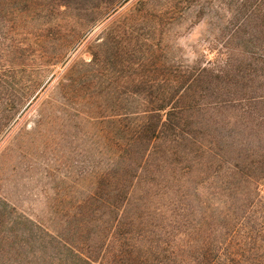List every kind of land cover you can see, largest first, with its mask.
<instances>
[{"label": "rangeland", "instance_id": "rangeland-1", "mask_svg": "<svg viewBox=\"0 0 264 264\" xmlns=\"http://www.w3.org/2000/svg\"><path fill=\"white\" fill-rule=\"evenodd\" d=\"M246 1L0 0V264L264 242V104L223 102L263 83ZM205 67L214 85L187 90Z\"/></svg>", "mask_w": 264, "mask_h": 264}, {"label": "trees", "instance_id": "trees-1", "mask_svg": "<svg viewBox=\"0 0 264 264\" xmlns=\"http://www.w3.org/2000/svg\"><path fill=\"white\" fill-rule=\"evenodd\" d=\"M248 6H250V9L248 8V12L250 11L248 18L252 20V23L257 24V26L260 25V27L264 29V0H247L244 3V7L247 8ZM260 55V58L252 57V60L254 61V65L261 67L260 69L264 73V54L260 53ZM251 65L253 64L250 63V66ZM254 71L258 73L257 70ZM260 77L263 80V83L260 84L258 88H255V91L251 92V95L246 94V92L243 91L244 94L240 98L227 99L223 100V102L231 103L234 101H243L247 98V96H250V98L256 101L257 104H264V74H261ZM203 83H207L209 87L214 85V75L210 73L209 69L206 67L203 68L201 72H191L187 75V90L190 91V89L192 90L195 85ZM174 86L179 87V82H176ZM216 86L223 91L222 88L218 86L217 82ZM240 88L241 87L237 82L236 86H233L231 89L239 91ZM160 103H162V105L160 106L159 111H166L170 107V102L166 99L161 100ZM171 114L172 109H169L168 116ZM160 123L161 120L155 126V130H152L154 132V136L158 135ZM157 126L159 127L157 128ZM147 127H144L145 129H143L142 133L151 129V127ZM260 231H264V226L260 227ZM253 234L254 231L250 230L246 237H241V240H237L235 239L236 232L234 231L232 232V236H229L232 238L227 237L224 241H218V243H215L210 238L202 237L199 234L193 233L191 237L187 239V264H264V242L259 243L258 239H255ZM78 255H80V259L83 258L81 254ZM81 260L87 264H94V262H96L92 258L88 257L85 260Z\"/></svg>", "mask_w": 264, "mask_h": 264}]
</instances>
